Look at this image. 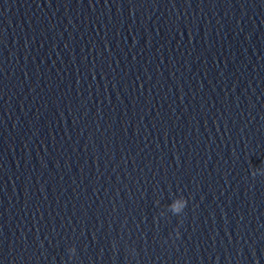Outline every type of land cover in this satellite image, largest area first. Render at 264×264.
I'll return each instance as SVG.
<instances>
[{"label": "clouds", "instance_id": "9594fccd", "mask_svg": "<svg viewBox=\"0 0 264 264\" xmlns=\"http://www.w3.org/2000/svg\"><path fill=\"white\" fill-rule=\"evenodd\" d=\"M179 209L177 208L176 205H173V211H178Z\"/></svg>", "mask_w": 264, "mask_h": 264}]
</instances>
